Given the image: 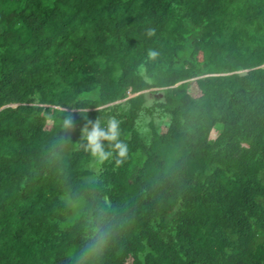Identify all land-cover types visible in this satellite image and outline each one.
<instances>
[{
	"label": "trees",
	"instance_id": "1",
	"mask_svg": "<svg viewBox=\"0 0 264 264\" xmlns=\"http://www.w3.org/2000/svg\"><path fill=\"white\" fill-rule=\"evenodd\" d=\"M263 64L264 0H0V264H264Z\"/></svg>",
	"mask_w": 264,
	"mask_h": 264
},
{
	"label": "clouds",
	"instance_id": "2",
	"mask_svg": "<svg viewBox=\"0 0 264 264\" xmlns=\"http://www.w3.org/2000/svg\"><path fill=\"white\" fill-rule=\"evenodd\" d=\"M151 34V33H150ZM148 56L151 59H155L158 56L156 51H149ZM143 71V69H141ZM90 125V126H89ZM74 126V117L68 114L63 121V127L65 129H72ZM119 121L115 118H111L107 121L106 126H102L101 121L96 119L94 122L89 121L88 124L82 129V139L86 141L84 148L91 156L98 162L103 163L113 156V151L118 155L116 163L119 165L127 157L128 146L119 139ZM70 137L61 136V145L66 146ZM108 142V146L113 151H106L105 143ZM69 202L72 203L71 197ZM101 223H103V216L100 217ZM92 224L90 231L92 235L88 237L89 243L85 246L82 256L85 258L95 257L102 254L104 248L107 245L109 239V232L103 229L100 224H96L94 221H89Z\"/></svg>",
	"mask_w": 264,
	"mask_h": 264
},
{
	"label": "rangeland",
	"instance_id": "3",
	"mask_svg": "<svg viewBox=\"0 0 264 264\" xmlns=\"http://www.w3.org/2000/svg\"><path fill=\"white\" fill-rule=\"evenodd\" d=\"M216 135H217V131L215 130V131L212 132V136L214 137Z\"/></svg>",
	"mask_w": 264,
	"mask_h": 264
},
{
	"label": "water",
	"instance_id": "4",
	"mask_svg": "<svg viewBox=\"0 0 264 264\" xmlns=\"http://www.w3.org/2000/svg\"><path fill=\"white\" fill-rule=\"evenodd\" d=\"M261 67H264V64ZM241 73L244 74V73H247V71L243 70V71H241Z\"/></svg>",
	"mask_w": 264,
	"mask_h": 264
}]
</instances>
